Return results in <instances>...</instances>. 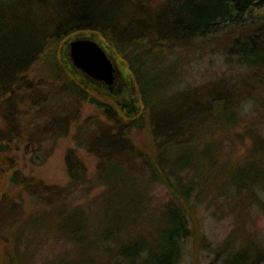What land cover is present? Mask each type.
<instances>
[{
  "label": "trees",
  "instance_id": "1",
  "mask_svg": "<svg viewBox=\"0 0 264 264\" xmlns=\"http://www.w3.org/2000/svg\"><path fill=\"white\" fill-rule=\"evenodd\" d=\"M155 2L0 0V155L24 144L31 157L21 159L40 164L75 125L77 145L67 151L63 186L4 156L0 236L11 246L0 264H182L198 213L231 224L209 264H263L255 225L264 215V30H254V10L264 0ZM233 31L226 63L246 71L194 84L189 67L210 39ZM80 37L100 41L125 66L122 82L86 79L71 64L64 44ZM38 61L60 87L31 79ZM83 102L104 118L80 121ZM29 108L36 112L24 121ZM136 131L148 132L152 152L135 143ZM81 148L96 158L93 176ZM27 202L34 208L24 212Z\"/></svg>",
  "mask_w": 264,
  "mask_h": 264
},
{
  "label": "rangeland",
  "instance_id": "2",
  "mask_svg": "<svg viewBox=\"0 0 264 264\" xmlns=\"http://www.w3.org/2000/svg\"><path fill=\"white\" fill-rule=\"evenodd\" d=\"M152 3L155 5V0H152ZM150 4V5H153ZM264 5V4H263ZM261 6V5H260ZM258 7V6H257ZM255 7L254 10V18L257 19L256 25H254V30L258 27H262L264 30V8H257ZM264 7V6H263ZM262 17L259 18V16ZM237 32L233 31L227 35H217L209 40L207 51L208 53L198 62H193V64L188 69V77L194 84L204 83L207 82L208 79H213L218 77V75L224 76H231L235 75L239 72H244L246 70H242L241 67L232 64L226 63V57L224 52L227 51V47L230 42L237 37ZM71 41H68L67 44L64 46L68 52V47ZM62 46V45H61ZM223 53V54H222ZM197 60V59H196ZM122 71L125 73V66L121 63ZM82 73V72H81ZM225 73V74H223ZM83 74V73H82ZM84 75V74H83ZM30 77L35 82H50L55 83L56 87H60V80L56 79L54 75L51 74L50 69L48 68L47 64L44 61L36 62L30 70ZM87 77V76H86ZM86 79L91 78L87 77ZM116 86V85H114ZM195 86V85H193ZM96 93V95L108 102L114 103L116 106H119L114 102V100L105 93H101L100 90L96 87L90 86ZM128 100L127 95H125ZM123 108V112L126 113L127 109L125 106ZM30 113L25 114L23 116L24 121H28L32 117V113L36 112L33 111V108H29ZM128 112V111H127ZM81 119L87 118L90 115H98L102 119L104 116L101 114L100 110L96 105L89 104L83 102L82 109H81ZM3 125V119L0 113V126ZM70 136L65 139H59L54 145L48 146L45 151L40 154V157L47 158L44 162L40 164L31 162L30 160L21 159V157L25 156L26 158H30L31 154H27L25 152V145L24 144H16L12 143L11 151H7L6 153H2L0 155V168L6 167L3 165V159L6 155H15L18 158L19 167L22 169L23 172L26 174H34L38 178L42 179L47 184H57V185H66L69 181V176L67 172V162H66V154L70 148H76V140L74 138L76 133V125L71 127ZM133 140L137 145L146 149L147 151L152 152V142L148 132H134L132 134ZM245 151L244 147L240 148L236 155H240ZM79 154L81 155L83 161L87 165L89 176H93L96 171V158L89 153L84 148L79 149ZM9 174L8 171H1L0 170V187L3 185L6 188L7 186V175ZM99 188L93 192V196H96L99 193ZM10 192L13 195H18L19 188L10 185ZM18 200L21 199L18 198ZM24 212H28L29 210L34 208V203L27 202L23 204ZM256 223V232L259 235V238L264 241V215H259L257 217ZM229 219H221L217 220L211 218L209 214L198 213L194 214L192 217V235L186 240L185 242V255L182 261V264H209L219 253L222 244L224 243V239L227 237L231 226H230ZM43 234L45 232L43 231ZM10 244H6L4 239L0 236V255L4 252V248ZM54 243L50 241L47 245V257L53 256L54 250ZM221 257V256H220ZM48 263V262H46ZM264 264V262H263Z\"/></svg>",
  "mask_w": 264,
  "mask_h": 264
},
{
  "label": "water",
  "instance_id": "3",
  "mask_svg": "<svg viewBox=\"0 0 264 264\" xmlns=\"http://www.w3.org/2000/svg\"><path fill=\"white\" fill-rule=\"evenodd\" d=\"M71 64L94 81L114 86L125 77L120 62L113 57L106 46L91 37L72 40L68 47Z\"/></svg>",
  "mask_w": 264,
  "mask_h": 264
}]
</instances>
